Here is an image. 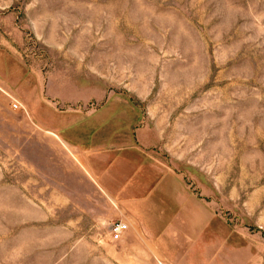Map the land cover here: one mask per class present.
Instances as JSON below:
<instances>
[{"label":"rangeland","instance_id":"1","mask_svg":"<svg viewBox=\"0 0 264 264\" xmlns=\"http://www.w3.org/2000/svg\"><path fill=\"white\" fill-rule=\"evenodd\" d=\"M83 117L107 147L152 134L155 157L212 188L231 264H264V0H0V264H113L106 227L82 243L81 198L51 195L46 127Z\"/></svg>","mask_w":264,"mask_h":264},{"label":"crops","instance_id":"2","mask_svg":"<svg viewBox=\"0 0 264 264\" xmlns=\"http://www.w3.org/2000/svg\"><path fill=\"white\" fill-rule=\"evenodd\" d=\"M105 124L99 121L94 134L86 117L78 124L46 127L60 141L53 146L57 158L64 153L61 141L77 156L73 159L80 168L68 160L64 170V163L51 155V169L57 170L52 179L58 182L51 195L59 196L60 189L68 198H81L83 245H95L94 230L120 219L126 227L118 238L112 239L107 230L98 239L105 246L100 261L143 264L157 258L162 264H231L233 229L220 216L208 183L189 181L183 171L155 157L147 149L153 135L143 130L133 129V142L107 147Z\"/></svg>","mask_w":264,"mask_h":264},{"label":"built area","instance_id":"3","mask_svg":"<svg viewBox=\"0 0 264 264\" xmlns=\"http://www.w3.org/2000/svg\"><path fill=\"white\" fill-rule=\"evenodd\" d=\"M11 106L14 108H17L20 106L19 101L14 100L11 102ZM126 227V223L120 219H114L108 222L107 230L109 233V236L112 239L118 238L120 235V232Z\"/></svg>","mask_w":264,"mask_h":264}]
</instances>
